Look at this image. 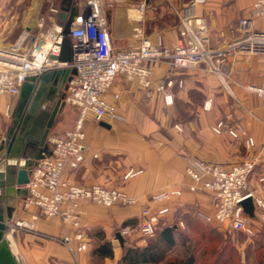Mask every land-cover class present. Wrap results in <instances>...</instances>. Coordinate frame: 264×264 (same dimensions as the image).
Instances as JSON below:
<instances>
[{
	"label": "crops",
	"instance_id": "obj_1",
	"mask_svg": "<svg viewBox=\"0 0 264 264\" xmlns=\"http://www.w3.org/2000/svg\"><path fill=\"white\" fill-rule=\"evenodd\" d=\"M20 1L16 0V4ZM67 1L59 0L58 9L63 8ZM70 1L73 6L76 0ZM253 1L101 0V11L115 50L138 47L135 27H140L142 35L151 42H156L160 36L164 44L172 47L179 39L180 19L190 15L201 18L206 24L208 46L221 49L241 35L238 28L241 19H250L253 30L264 32V17L253 18L250 14ZM9 2L0 0V44L8 43L4 41L13 34L18 20V14L11 11ZM79 2L85 4V0ZM142 3L145 6L140 12ZM168 16H175L177 23L174 26H158V21ZM52 18L53 24L57 25V15ZM22 20V31H28ZM19 35L22 34L16 33V37ZM152 68L155 80H174L173 104L166 106L159 94L147 98L137 83L115 79L111 91L120 95L118 112L123 120L105 119L97 123L88 117L83 126L85 159L77 169L66 168L63 174V180L70 184L122 190L134 197L137 204L105 208L81 203V227L86 249L77 252L75 257L54 240L66 234L73 235V229L62 224L58 218H40L35 222L34 231H24L26 233L15 236L14 244L21 264H121L125 248L145 247L151 241L138 232L141 209L145 206L158 208L150 203L151 196L169 188L184 190L180 199L168 203L170 211L162 222L165 227H173L177 232L172 249L184 244L192 249L195 239L200 238L202 232L227 229L226 226L206 223L198 217V213L208 215L212 212L213 200L209 194L187 192L188 180L184 169L189 158L227 168L244 160H253L255 169L248 180L250 189L255 178L264 173V103L248 89L264 85V54L231 51L222 59L220 75L210 72L207 64L173 71L168 63L158 62ZM178 81H182V87H178ZM9 99L0 97V142L12 126L4 115ZM14 107L12 105V110ZM73 110L76 119L77 110ZM228 115L231 126L253 137V147L248 148L243 138L217 136L212 132L211 127ZM75 119L55 127L53 124L50 133L57 134L71 128ZM131 170L141 172L125 178ZM259 196L264 200V193ZM21 218H24V213L20 206L15 209L13 219ZM123 228L128 232L123 234ZM116 232L121 233L122 246L115 238ZM262 239L264 241V235ZM104 242L111 246V257H100L94 253L95 248ZM73 245L77 246V241H73ZM197 259L198 252L194 264Z\"/></svg>",
	"mask_w": 264,
	"mask_h": 264
},
{
	"label": "built area",
	"instance_id": "obj_2",
	"mask_svg": "<svg viewBox=\"0 0 264 264\" xmlns=\"http://www.w3.org/2000/svg\"><path fill=\"white\" fill-rule=\"evenodd\" d=\"M204 1L194 0L193 3ZM144 6V3L140 4V12ZM72 7H76L79 12L78 19L71 27L72 61L60 63L50 58L60 54L62 30L58 24H53L47 35L31 38V44L27 47H24V42L28 33L24 32L14 45L0 49V97H18L21 86L30 76L65 67L75 71L65 82L63 94L64 103L77 110L73 127L48 137L50 154L38 161L31 170L28 183L23 186L27 189L23 210L28 218L6 222L13 234L19 230L34 231L35 222L40 218H58L62 224L71 227L74 233L54 240L75 257L77 252L86 249L85 234L81 227V203L105 208L137 204L134 197L119 189L76 185L63 180L66 168L77 169L85 159V120L88 117L97 123L105 119L123 120L118 112L120 95L111 91L115 79L137 83L149 99L155 94L162 95L164 104L169 106L173 104L174 80H155L154 63L166 62L173 71L207 64L210 72L220 75L222 59L231 51L264 54V32L253 30L250 19H241L238 23L241 35L221 49H212L208 46L206 24L201 18L190 15L180 19L179 39L174 46L164 44L160 36L153 43L142 35L140 27H135L134 32L139 38L138 47L119 51L111 45L101 11V0H85L83 5L76 0ZM50 11L57 15L61 9L52 4ZM250 14L253 18L264 17V0H254ZM43 25L42 18L37 26L41 28ZM38 40H43L44 45H39ZM177 85L182 87V81H178ZM248 89L264 103V85ZM4 114L7 117L12 115L10 103L6 104ZM230 118L228 115L216 122L211 127L212 132L217 136L243 138L248 148L253 147V137L231 126ZM175 128L179 130L177 126ZM254 169L255 162L251 160L227 168L196 158L187 159L184 169L188 180L185 187L187 192L209 194L213 200L212 212L208 215L198 213V217L206 223L226 226L247 236H253L256 227H264V200L259 196L264 193V173L255 178L254 188L250 189L248 180ZM140 172L131 170L125 178ZM183 193L181 188H169L151 196L150 203L158 208L145 206L141 209L138 231L144 239L155 235L158 225L170 211L168 203L180 199ZM248 198L253 201L254 219L244 213L241 205ZM121 232L125 234L128 231L123 228ZM73 241H77L78 245L74 246Z\"/></svg>",
	"mask_w": 264,
	"mask_h": 264
},
{
	"label": "water",
	"instance_id": "obj_3",
	"mask_svg": "<svg viewBox=\"0 0 264 264\" xmlns=\"http://www.w3.org/2000/svg\"><path fill=\"white\" fill-rule=\"evenodd\" d=\"M57 14L62 41L58 57H50L60 63L72 61L71 27L78 19L79 12L71 7V1ZM44 45L43 40H38ZM75 71L69 67L46 71L38 76H30L20 88L18 101L14 107L12 126L0 142V264H21L14 235L10 233L7 221L13 219L18 199L27 196L23 186L29 181L31 170L39 160L49 155L48 137L57 114L65 103L61 96L65 82ZM54 101L53 108L50 107ZM243 211L254 219V205L251 198L241 203ZM115 238L123 245L120 232Z\"/></svg>",
	"mask_w": 264,
	"mask_h": 264
},
{
	"label": "rangeland",
	"instance_id": "obj_4",
	"mask_svg": "<svg viewBox=\"0 0 264 264\" xmlns=\"http://www.w3.org/2000/svg\"><path fill=\"white\" fill-rule=\"evenodd\" d=\"M9 1H10L9 6H10L11 11L14 14L16 13L18 14V20L12 32L13 34L7 37L6 41H4V42L8 41V43L0 44V49H7L10 45H14L17 42L18 38L22 36V35H19L16 37V33H19V34H24V32L28 33V36L26 37V40L24 42V47H27L31 44V41H30L31 38H38L41 34L45 36L53 28L52 26L53 25V22H52L53 13L50 11V8L52 4H56L58 7L59 0H21L18 4H16V0H9ZM42 18L44 19V25L43 27L39 28L37 26V23ZM22 19H24L23 23H25V27L29 29L28 31H22V27H21V24L23 21ZM176 23H177V20L175 16H168L164 18V20L158 21L157 24L158 26H161V25L162 26H166V25L174 26ZM63 94H64V87L62 89L61 96H63ZM9 100H10L9 103L13 105L14 107L18 101V97L10 98ZM54 105H55L54 101L52 100L50 103V107L53 108ZM12 116L13 115L7 117L5 115V117L8 118L10 126L12 124ZM72 119L73 120L75 119V111L73 110L71 106L65 104L64 108H62V110L56 116L54 127L59 125L60 123L67 124ZM224 119L225 117L222 118V120ZM51 130H53V128ZM54 134L56 133H53V132L50 133V135H54ZM49 148H50V145H49ZM252 188H254V184ZM19 200L20 201H18L16 209L20 208L21 206V209L23 210V199H19ZM23 213H24V218H21V219H27L28 217L24 210H23ZM13 220L15 221V220H20V219H13ZM163 227H165L163 223H160L157 227L155 235L151 238H147V240L154 241L157 238V234ZM217 229H214L211 232L202 230L204 232L201 233L204 236L210 237L213 240L215 249L217 251H221L222 257L215 264H264V241L262 239V236L264 235L263 226L256 227L255 234L253 236H247L241 232H235L228 228L225 230L220 229V228H217ZM21 232H24V231L19 230L13 233L14 239H15L16 234L21 233ZM184 235L189 236L192 234H184ZM200 249L202 250V248ZM189 252H190V248L188 245H185V244L179 245L175 247L174 249H172L171 252H169V258L180 259L186 256L187 254H189ZM198 255H199V251H198ZM196 264H211V263L205 261L204 258L202 259L198 257Z\"/></svg>",
	"mask_w": 264,
	"mask_h": 264
},
{
	"label": "trees",
	"instance_id": "obj_5",
	"mask_svg": "<svg viewBox=\"0 0 264 264\" xmlns=\"http://www.w3.org/2000/svg\"><path fill=\"white\" fill-rule=\"evenodd\" d=\"M176 235L177 232L173 227H163L157 234V238L154 241H149L145 247L125 248L121 257V264H194L198 251V257L204 258L205 261L211 264H215L221 259V251H217L213 240L204 235L195 239L193 248L183 258L171 259L167 257L169 250L175 244ZM94 253L100 257H111V246L107 242H104L95 248Z\"/></svg>",
	"mask_w": 264,
	"mask_h": 264
},
{
	"label": "bare ground",
	"instance_id": "obj_6",
	"mask_svg": "<svg viewBox=\"0 0 264 264\" xmlns=\"http://www.w3.org/2000/svg\"><path fill=\"white\" fill-rule=\"evenodd\" d=\"M20 41H21V39H20Z\"/></svg>",
	"mask_w": 264,
	"mask_h": 264
}]
</instances>
